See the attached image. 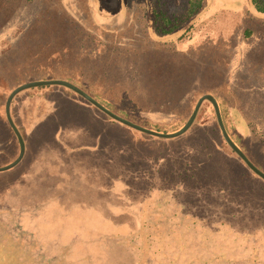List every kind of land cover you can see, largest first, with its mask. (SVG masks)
<instances>
[{
	"label": "trees",
	"instance_id": "16d2710c",
	"mask_svg": "<svg viewBox=\"0 0 264 264\" xmlns=\"http://www.w3.org/2000/svg\"><path fill=\"white\" fill-rule=\"evenodd\" d=\"M130 1L124 9H129ZM244 1L242 13L249 20L259 18L264 29V0ZM90 2L0 0V167L19 153L5 102L14 88L26 82L66 80L113 113L162 133L169 132L173 123L181 127L198 98L207 94L202 73L193 68L178 45L193 39L203 0H185L177 13L165 10L161 0H151L143 13L147 34L141 38L143 42L128 34L132 27L108 28L100 23L97 1ZM124 13L127 19L137 15L129 10ZM188 22L191 24L186 26ZM244 32L248 37V29ZM158 42L169 46L155 48L153 43ZM164 57L175 65L168 73L160 63ZM213 87L211 95L229 137L264 173V112L253 113L246 92L228 80L214 82ZM209 105L203 101L194 122L181 136L163 139L112 119L66 87L30 88L15 95L10 104V115L25 142L24 156L16 166L25 163L39 143L57 147L60 157H70L64 153L63 143L70 152L75 145L79 150L76 174L86 175L82 178L95 185L96 191H90L89 197L95 198L101 192L98 188L106 189L122 201L119 209L137 211L144 227L146 216L158 203V190H168L164 204L188 215L187 224L177 225L184 228V238L191 245H197L200 227L205 229L200 239L208 244L223 250L230 241H239L244 248L243 240H252L257 254L264 226L254 224L264 222V180L226 143L213 106L214 123L208 121ZM151 113L171 117L154 120ZM134 132L146 136L142 141L148 140L150 146L136 140ZM157 140L163 142L157 144ZM141 149L152 154H142ZM30 158L35 160L32 154ZM142 242L146 249L141 257L148 258L154 239L144 233ZM201 259L226 261L225 256ZM256 259L253 262H259ZM234 262L240 263L239 255Z\"/></svg>",
	"mask_w": 264,
	"mask_h": 264
},
{
	"label": "rangeland",
	"instance_id": "374dc122",
	"mask_svg": "<svg viewBox=\"0 0 264 264\" xmlns=\"http://www.w3.org/2000/svg\"><path fill=\"white\" fill-rule=\"evenodd\" d=\"M65 1L67 5L72 2L76 5V0ZM93 1H97L96 8L101 13L98 19L106 27H132L128 34L136 36L137 41L147 36L143 13L151 0H131L128 10L137 14H132V19L125 17L127 0H91L90 4ZM184 1L161 0V3L165 10L177 13ZM202 4L193 39L178 45L189 62H193V68L202 73V86L207 94L215 93L214 82L228 80L248 90L253 113L262 114L264 29L260 19L249 20L242 13L244 0H203ZM128 21L133 25H128ZM245 29L249 31L248 37H245ZM153 44L158 49L169 46L162 42ZM160 63L164 64L166 73L175 66L169 57H164ZM178 64L184 65L180 61ZM206 114L213 124L212 106H207ZM150 116L160 121L171 117L164 113ZM175 127L176 123L171 124L172 129L167 133L181 128ZM135 134L136 140L150 146L148 140L142 141L146 136ZM38 146L39 149L35 147L31 151L35 160H30V154L25 163L0 174V181L3 180V184L0 183V264H264V238L260 240L263 244L257 254L253 253L252 240H243L244 248L239 241H230L221 250V246L200 239L205 229L199 227L197 245H191L190 240L184 238V228L177 225L187 224L188 215L164 204L169 192L165 189L158 190V203L146 216L143 227L137 211L119 209L122 201L111 197L106 189L98 188L101 192L95 198L89 197L90 191L95 193V185L82 178L86 175L80 176L78 172L76 176L79 150L75 145L72 152L66 143L62 145L64 153H70V157L56 156L57 147L44 142ZM144 149H141L142 154H152ZM259 223L262 224L254 225L264 226L263 221ZM144 233L155 242L154 252L151 251L148 258L141 257L146 249L142 242ZM215 241L220 240L215 238ZM183 244L186 246L182 249ZM198 247L202 251H197ZM237 255L240 263L234 262ZM212 256H225L226 261L201 259ZM254 258L259 262H253Z\"/></svg>",
	"mask_w": 264,
	"mask_h": 264
},
{
	"label": "water",
	"instance_id": "95a60500",
	"mask_svg": "<svg viewBox=\"0 0 264 264\" xmlns=\"http://www.w3.org/2000/svg\"><path fill=\"white\" fill-rule=\"evenodd\" d=\"M51 85L63 86V87H66V88L74 91L75 93H77L78 95L83 97L85 100L90 102L92 105H94L96 108H98L100 111H102L103 113H105L106 115L111 117L112 119L132 128V129H135L137 131H140L142 133H145V134H148L151 136H155L158 138H164V139L176 138V137L181 136L183 133H185L189 129V127L192 125V123L194 122L201 104L203 103L204 100H207L213 106L218 126L220 128V131H221L222 136H223L224 140L226 141V143L256 175H258L261 179L264 180V173L261 170H259L246 157V155L242 152V150L229 137V135L225 129V126L223 124L222 118H221V113H220L218 103H217V101L213 95L203 94L197 100L191 115L189 116V118L187 119L185 124L179 130L172 132V133H161V132L153 131L151 129L142 127L138 124H135V123L113 113L112 111H110L109 109L104 107L102 104H100L98 101H96L94 98H92L90 95H88L85 91H83L82 89H80L76 85L72 84L71 82H68V81L62 80V79L35 80V81L26 82L24 84L17 86L16 88H14L10 92V94L8 95L6 102H5V114H6L7 121H8L10 127L12 128V130H13V132H14L17 140H18L19 153H18V156L12 162H10L4 166H1L0 172H4V171H7V170L15 167L21 161V159L23 158L24 153H25L24 140H23L22 135L20 134L19 130L17 129L16 125L14 124L12 117L10 115V104H11L12 99L14 98L15 95H17L21 91H24V90H27L30 88L41 87V86H51Z\"/></svg>",
	"mask_w": 264,
	"mask_h": 264
},
{
	"label": "crops",
	"instance_id": "0c3cea01",
	"mask_svg": "<svg viewBox=\"0 0 264 264\" xmlns=\"http://www.w3.org/2000/svg\"><path fill=\"white\" fill-rule=\"evenodd\" d=\"M240 90H242V91H245L246 92V96H247V98H248V100H249V97H250V92L248 91V90H243V89H240ZM250 102V101H249ZM251 104V103H250Z\"/></svg>",
	"mask_w": 264,
	"mask_h": 264
}]
</instances>
